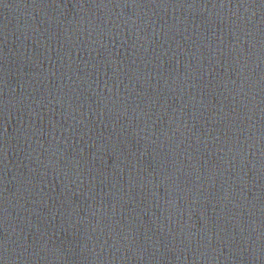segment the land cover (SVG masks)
Wrapping results in <instances>:
<instances>
[{
  "label": "water",
  "instance_id": "95a60500",
  "mask_svg": "<svg viewBox=\"0 0 264 264\" xmlns=\"http://www.w3.org/2000/svg\"><path fill=\"white\" fill-rule=\"evenodd\" d=\"M67 264H181L158 169L146 88L108 184Z\"/></svg>",
  "mask_w": 264,
  "mask_h": 264
}]
</instances>
